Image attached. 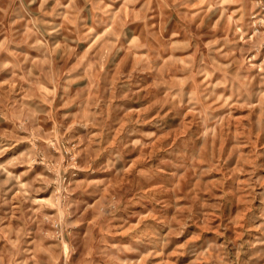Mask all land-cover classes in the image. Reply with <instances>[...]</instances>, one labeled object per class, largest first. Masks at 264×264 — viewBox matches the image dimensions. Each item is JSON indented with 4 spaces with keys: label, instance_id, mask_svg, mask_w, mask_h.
<instances>
[{
    "label": "rangeland",
    "instance_id": "obj_1",
    "mask_svg": "<svg viewBox=\"0 0 264 264\" xmlns=\"http://www.w3.org/2000/svg\"><path fill=\"white\" fill-rule=\"evenodd\" d=\"M0 264H264V0H0Z\"/></svg>",
    "mask_w": 264,
    "mask_h": 264
}]
</instances>
